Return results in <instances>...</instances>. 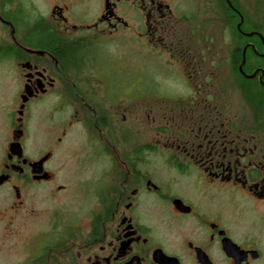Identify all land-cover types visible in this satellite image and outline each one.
<instances>
[{"label": "flooded vegetation", "instance_id": "af4514ba", "mask_svg": "<svg viewBox=\"0 0 264 264\" xmlns=\"http://www.w3.org/2000/svg\"><path fill=\"white\" fill-rule=\"evenodd\" d=\"M242 16L238 0L0 1L18 85L0 264H264V42ZM66 165L79 187L57 185Z\"/></svg>", "mask_w": 264, "mask_h": 264}, {"label": "rangeland", "instance_id": "374dc122", "mask_svg": "<svg viewBox=\"0 0 264 264\" xmlns=\"http://www.w3.org/2000/svg\"><path fill=\"white\" fill-rule=\"evenodd\" d=\"M29 1L34 2V0H29ZM35 1L36 2L39 1L42 7V10H46V5L49 0H35ZM238 2L242 6L245 16L246 18H248L251 24H255L264 19V0H238ZM0 36H1V33H0ZM0 42H1V39H0ZM6 66H9V64H7ZM152 68H153V65H151V69ZM6 69H8V67H5V69L0 67V145H1L4 133H5L4 129H5L6 121H7L6 111L3 109L4 104H6L5 106L7 109L9 107L12 109L18 108V105L15 102V98H16L15 96H16L18 85L15 82L10 83L9 77L7 76V71L6 72L4 71ZM13 93H15V96H13ZM73 171H74V168L72 165H69V166L66 165L61 174V176L64 178H61L58 181L57 185L65 184L66 182L65 178L68 179L69 177H71L72 182L68 180L67 181L68 186L70 185L71 187H75V186L79 187L80 186L79 175H75ZM58 175L60 176V172ZM69 182H71V184Z\"/></svg>", "mask_w": 264, "mask_h": 264}, {"label": "trees", "instance_id": "16d2710c", "mask_svg": "<svg viewBox=\"0 0 264 264\" xmlns=\"http://www.w3.org/2000/svg\"><path fill=\"white\" fill-rule=\"evenodd\" d=\"M237 20L238 19H234V16H232V18H231L232 33L236 32ZM259 22L255 23V24H251L249 22L248 18H246V16H245V21L243 22L242 27L244 29H246L247 32H253L254 30H256V31L261 32L263 34V36H264V19L262 21H259ZM246 40L247 41H252L254 43H257L259 45V47H262V41H261L260 37L258 35H256L255 33L252 36H247ZM250 54H251V51H248V53H247V62H246L245 68H246V70L251 72L252 68H253V65H255V63H253V65L251 66V63H250L251 56H250ZM253 59H256V58H254V56H253ZM257 61H259L260 63L264 64V57L261 58V59H257ZM247 82H251V80H247ZM256 90H257L256 86L254 88L248 86V90L247 91L252 92V91H256ZM261 90H263V92H264V87H261Z\"/></svg>", "mask_w": 264, "mask_h": 264}, {"label": "water", "instance_id": "95a60500", "mask_svg": "<svg viewBox=\"0 0 264 264\" xmlns=\"http://www.w3.org/2000/svg\"><path fill=\"white\" fill-rule=\"evenodd\" d=\"M243 21H244V18H243V16H242V17H241V21H240V23L238 24V27H239L240 29H241V25H242ZM254 33L257 34V35H259V36L262 38L263 42H264V36H263L260 32H248V33H246V35H247V36H252ZM245 62H246V58H245V53H244V58H243V61H242L241 65H240V69H241L242 73H243L247 78H253L254 76H256L258 70L254 71L252 74H249V75L246 74V73L243 71V65L245 64ZM263 76H264V69L262 70V74L260 75V80L264 83V81H263Z\"/></svg>", "mask_w": 264, "mask_h": 264}]
</instances>
